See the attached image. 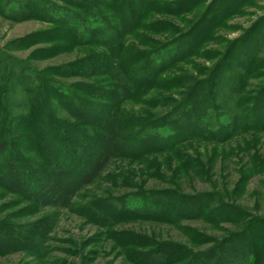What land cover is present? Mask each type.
Listing matches in <instances>:
<instances>
[{
  "label": "rangeland",
  "instance_id": "374dc122",
  "mask_svg": "<svg viewBox=\"0 0 264 264\" xmlns=\"http://www.w3.org/2000/svg\"><path fill=\"white\" fill-rule=\"evenodd\" d=\"M132 2L0 0V173L10 170L14 152L42 187L59 176L66 187L42 199L0 176V225L10 235L0 239V264H264V130L222 144L120 146L143 154L120 153L90 183L67 182L107 138L108 124L103 129L91 116L99 104L116 109L107 116L123 139L157 130L167 137L165 117L190 80L206 89V103L229 106L227 114L239 104L246 114L264 98V44L241 93L225 99L229 81L222 76L247 52L252 29H264V0H153L138 22L127 14L137 10ZM205 18L207 40L156 74L149 55ZM97 88L119 100L100 98ZM40 131L42 143L54 140L41 145L45 153ZM242 234L250 241L242 243ZM221 242L227 256L212 262Z\"/></svg>",
  "mask_w": 264,
  "mask_h": 264
},
{
  "label": "trees",
  "instance_id": "16d2710c",
  "mask_svg": "<svg viewBox=\"0 0 264 264\" xmlns=\"http://www.w3.org/2000/svg\"><path fill=\"white\" fill-rule=\"evenodd\" d=\"M135 1L138 5L137 10L133 14H131V11L129 9L127 12L132 22H138L137 17L143 10L142 7L147 6L153 0H141V2L138 0H133L132 2L133 5ZM137 12L139 13L137 14ZM207 21H208L207 18L202 20L199 19L194 25H190L188 29L179 33L176 36V38L174 37L171 41H168L165 44L161 45L159 49L158 48L155 49L153 53L149 55V56L154 55V62H153L154 63L153 67L155 68L154 72H156V74L164 73L165 71L170 69L173 64L182 62L185 58H187L188 55L193 53L197 47H199L205 40H207V35H209L208 34L209 31L206 30V28L209 26V24H207ZM257 26L258 24L252 29L250 33V37L248 38V40L252 42H250L247 52H244L243 54L240 53V58L238 59V62L232 68L223 71L222 76L227 77L226 80L229 81L227 86L226 85L224 86L223 84L224 90L226 91V95H227L224 97L225 99L229 98L228 95H233L234 93H241L242 88L240 89V85L243 86L244 82L251 76L252 71L255 70L253 67H251L250 62L252 59H255V54L260 52V49L264 44V29L262 28L261 31L260 30L261 26L259 28H257ZM257 29L259 31H257ZM116 39H118V37ZM194 45H197V47L193 49L192 47ZM137 56H139L140 59L141 54L139 53ZM147 58L148 55L147 57H145L144 60H146ZM136 71H138V69ZM145 71H147L146 66L142 67L141 71H139L140 73L138 74L140 77L139 80L141 81L145 80V77L141 75ZM198 84H199L198 82L196 81L194 82L193 80H190V82L185 85L186 90L184 92H180V91L178 92V95L184 98L179 103H176L175 107L172 109L170 114H168L165 117V119L169 120V123L171 124L170 128H172L171 130L170 129L167 130V131H171L169 132L170 135L168 133L167 137H165L164 134H162L160 131L157 130L154 133L152 132L153 135H145L144 132L139 131L133 133L128 138L127 137L123 139L119 138L118 135L120 136L121 134H119L117 130L118 128L116 127L118 122L115 120V117L112 118L116 109L103 104H99L97 108L96 107L93 108L91 116L95 117L92 118L93 120L96 121L95 123L97 124L100 123L103 129L106 126V124H108V127L105 129L107 138L106 139L99 138L100 142H98L95 145L94 148L95 151L93 152V156L91 158H88L89 160L87 166L85 169H83L81 175H77L75 179H71L67 182L74 181L73 184H77V186H79L80 184L90 183V181H93L95 177H98V175H100L108 168V166H110L111 161L115 159V157L118 154L123 152L129 155L135 154L140 156L143 154L144 149L139 150L138 148L137 149L135 148L134 153H128L126 151L120 152V148H121L120 146H139L140 143H148V142H150L153 145L157 144L159 146H179L182 145L187 140H194V139L196 140L199 139L200 141L203 142H221L222 144L225 141L230 142L233 139V137H235L238 134L249 133L248 132L250 131L249 129L254 128L256 131L264 130V123H263L264 98H259L256 102H254L251 105V107L248 109V112L246 114L245 112L247 110L244 112L239 108L240 107L239 105L241 104L237 106V109L235 108L233 114H227V109L228 110L230 109L229 106L226 107L223 105L218 106L217 103L205 102L204 98L209 97L208 93L205 88H199L200 86H198ZM98 91L101 94V96H99L100 98L114 99L116 100V102L119 100L118 95L112 91L107 92L97 88V92ZM125 92L126 91H124V93ZM194 97H196L197 100L194 101ZM219 101H221V99H219ZM81 105L85 106L86 104L81 102ZM210 109L225 110L226 115L231 119L227 118L226 115H221V114H215L217 115V117H215L212 110ZM109 112L112 114V117L107 116ZM250 114L252 115L251 117ZM248 117L250 119H248ZM207 118L209 120L207 122H204V120H206ZM221 119L222 121L224 120V122L219 124L218 121ZM24 121L25 118L19 117L18 122H21V124H23ZM210 121L212 122L214 121V122L212 126L209 127L207 124ZM247 121H248V125H247ZM37 122L38 121H35V123ZM44 122L47 123V121L45 120ZM257 122L262 123V125H257L260 127L257 126L249 127L251 124L256 125ZM28 123L31 122L28 121ZM35 123L32 122L31 125ZM153 124H156V122H154ZM64 125H66V123H64ZM68 127L71 128L70 130L73 129L75 130V128L70 124H67L65 128L68 130ZM44 134L45 133H42V131H40L39 134L37 135L38 136L37 138H39V140H37V145L40 146L43 153L45 152L43 150V146L41 145L46 143V147L47 146L52 147L51 144L52 142H54V140L51 141L50 139H45L44 143H42L45 137ZM134 139H136L137 141H134ZM5 146H6L5 143L0 142V151L3 150ZM9 157L10 160L7 161V164L9 165L10 170L3 171L2 173H0L1 174L0 176L4 178L6 177L8 179H16L17 180L16 186H22L19 189L25 191L28 185L29 189L31 188V193H30L31 195L33 196L36 195V197L43 199L45 198L46 195L54 194L57 191H63L66 188L62 184L63 182L59 176V180L55 182H51V184H49L50 182H47L45 186H47L48 188L45 189L44 186L42 187V184L38 183L41 177H37L36 179L37 182H35L33 175L30 174L31 169L25 164H23L22 161L19 159L18 156L15 155L14 152L10 153ZM48 160L49 163L47 165H51L54 167L49 157ZM255 165L257 166L258 164ZM24 173H26L27 176L24 177ZM73 184H69V185H73ZM169 197L171 198L172 196L169 195ZM48 203L49 202H47V204ZM8 236L10 235L6 231V228L0 225V239H3L5 241V239H8L7 238ZM239 236L241 237V235ZM242 236L244 235L242 234ZM245 236L244 238L241 239L242 243L244 242L247 243V241H250L249 240L250 237L246 238ZM216 246L217 249H216V253L214 254L215 256L214 255L212 256V258L214 257L212 259V262L215 263L216 260H218L219 255L227 256L224 252L225 249L224 243L221 242ZM235 246L238 247L237 244H235ZM231 254H235V251H231Z\"/></svg>",
  "mask_w": 264,
  "mask_h": 264
}]
</instances>
